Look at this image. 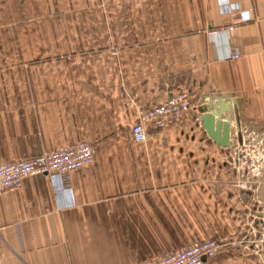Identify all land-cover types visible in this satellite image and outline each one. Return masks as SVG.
<instances>
[{
    "label": "crops",
    "instance_id": "crops-1",
    "mask_svg": "<svg viewBox=\"0 0 264 264\" xmlns=\"http://www.w3.org/2000/svg\"><path fill=\"white\" fill-rule=\"evenodd\" d=\"M182 92L235 100L264 144V0H0V165L94 154L65 186L36 176L0 195V264H142L222 238L206 264H262L263 242L231 238L228 211L249 203L215 175L228 149L197 112L131 140L140 112Z\"/></svg>",
    "mask_w": 264,
    "mask_h": 264
},
{
    "label": "built area",
    "instance_id": "built-area-1",
    "mask_svg": "<svg viewBox=\"0 0 264 264\" xmlns=\"http://www.w3.org/2000/svg\"><path fill=\"white\" fill-rule=\"evenodd\" d=\"M232 30L233 27L229 26L217 30L216 33L222 35ZM231 58L238 59L239 54H233ZM191 100V96L182 92L169 97L158 106L140 112L138 120L129 127L132 142L145 143L149 126L163 130L182 122L188 114L197 112L199 107L194 106ZM234 125V123L231 125L230 146L226 148L227 154L231 158L232 166L245 167V175L241 176L240 182L237 180L233 184H236L237 194H243L250 206L257 205L260 208L264 206V201H259L257 192L258 187L261 184L264 185V144L254 141V138L246 137L241 130L242 127L239 125L236 128ZM232 151H236L235 160H233ZM93 155L92 147L82 142L53 152L42 153L31 159L2 164L0 165V195L8 191H19L25 179L36 176L56 177L59 183L65 186L73 172L93 164ZM258 217H263L264 220V207ZM260 225L264 227L262 223ZM241 242L245 243V240ZM246 242L250 246L254 245L253 242ZM221 245L222 243L216 240H207L179 251L156 256L142 264H206L208 260L217 256Z\"/></svg>",
    "mask_w": 264,
    "mask_h": 264
},
{
    "label": "rangeland",
    "instance_id": "rangeland-1",
    "mask_svg": "<svg viewBox=\"0 0 264 264\" xmlns=\"http://www.w3.org/2000/svg\"><path fill=\"white\" fill-rule=\"evenodd\" d=\"M241 130L243 131V129ZM235 153L236 151H232L233 160H235V155H234ZM223 162L224 165L222 170L216 169L217 172L215 175L217 177H220L222 181H224L223 183L224 186L227 187L228 185H230V187H227V189L230 188L229 190H233V191L235 190V192L237 193L236 184L233 183H236L237 180H239L238 182L242 180L240 178L242 175L243 176L245 175V171H244L245 167L242 166L230 167L229 164L231 163V158H229L227 153L223 155ZM228 177H236V180L233 182L229 181L228 184V180L226 181ZM263 207L264 206H260V208H258L257 205H252V206L243 205L241 202H239L238 205H233L231 210L228 211V213H230L229 216L231 218L230 223L232 224L233 222V227H234V232L232 233L231 238L239 241L245 240V241L253 242L254 244L252 245L253 247H255L256 245L259 246L258 242H263L264 245V227L260 225L261 223L264 225V220L263 217L261 218L258 217L260 216L259 214L261 213V209ZM227 240L228 239L226 238L225 239L222 238L221 240H216V241L220 243L222 242L225 243L227 242ZM259 248L262 249V252L259 253V255H261L262 264H264V246L262 247V245H260Z\"/></svg>",
    "mask_w": 264,
    "mask_h": 264
},
{
    "label": "water",
    "instance_id": "water-1",
    "mask_svg": "<svg viewBox=\"0 0 264 264\" xmlns=\"http://www.w3.org/2000/svg\"><path fill=\"white\" fill-rule=\"evenodd\" d=\"M226 109L224 106L213 107L210 101L203 102L198 108V117L195 118L197 127L220 149L230 146L231 124L239 127L236 101L233 100L232 105Z\"/></svg>",
    "mask_w": 264,
    "mask_h": 264
}]
</instances>
